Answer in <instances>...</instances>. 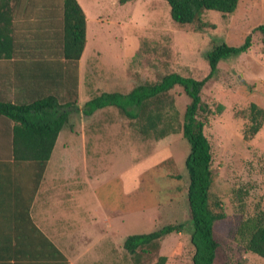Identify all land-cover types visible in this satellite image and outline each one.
<instances>
[{"label": "rangeland", "instance_id": "rangeland-1", "mask_svg": "<svg viewBox=\"0 0 264 264\" xmlns=\"http://www.w3.org/2000/svg\"><path fill=\"white\" fill-rule=\"evenodd\" d=\"M118 1L77 0L87 14L89 35L94 37L89 40L90 53L82 72V98L86 97V85L90 83L91 88H96L91 96H96L102 92L127 93L139 80L155 81L168 72L203 79L209 71L207 51L221 42L240 46L264 22V0H240L232 15L207 12L203 19L214 28L201 31L174 25L169 7L162 0H135L124 5ZM143 41L148 45L147 51L142 47ZM74 91L63 95L61 102L77 99ZM170 94L181 119L189 98L179 87ZM202 97L215 113L204 133L211 146V169L215 176L211 193L220 201L224 214L214 228L219 244L214 264H264V259L244 253L231 239L239 221L264 212V125L246 142L240 133L243 121L235 116L236 110L250 102L264 109V44L257 33L252 35V46L247 52L219 62L218 71L203 88ZM218 105L223 106L220 113H216ZM4 122L0 117V126ZM85 126L88 130L90 126L100 128L103 146L96 159L88 150L86 175L79 139ZM63 137H69L70 147L60 156V166L77 179L65 181L60 188L47 186L42 190L41 199L53 204L60 220L52 230L54 237L75 243L74 248L79 251H87L82 264H152L159 256L167 258L166 264H191L192 225L184 167L189 147L180 133L159 141L147 139L115 108H106L86 120L80 113L72 114ZM8 147V137L1 135L0 159L10 158ZM58 154L56 151L54 160H59ZM132 165L135 169L141 165L143 170L137 173L136 191L124 196L118 176ZM18 178L22 176L19 174ZM60 209H69L66 221ZM103 210L111 217L116 215L110 231L116 247L109 244L106 248L98 241L102 234L99 229H104L100 216ZM127 210L130 217L123 221L120 216H126ZM168 224L183 227L180 233L163 237L158 250L140 253L137 258L123 250L128 236L151 233ZM101 247L112 250L109 256H103Z\"/></svg>", "mask_w": 264, "mask_h": 264}, {"label": "trees", "instance_id": "trees-1", "mask_svg": "<svg viewBox=\"0 0 264 264\" xmlns=\"http://www.w3.org/2000/svg\"><path fill=\"white\" fill-rule=\"evenodd\" d=\"M135 0H119L120 5ZM169 7L171 21L181 29L196 31L214 25L205 21L207 12L232 15L240 0H162ZM257 33L264 44V22L256 26L240 46L221 42L205 53L208 74L200 80L176 72L161 75L155 81H142L127 93L103 92L85 102L81 109L78 98L61 102L57 94L41 97L28 104L0 101V116L13 123L11 129L10 158L0 159V264H22L23 260L39 264H68L64 255L36 228L30 215V201L39 185L56 139L69 121L70 115L80 113L91 117L99 110L115 108L118 114L130 121L135 130L154 141L180 133L189 151L184 167L188 176L186 202L190 213L192 231L190 245L193 249L191 264H214L218 242L214 237L215 224L224 219L220 201L212 196L215 176L211 169L212 153L204 133L212 111L203 100L205 85L215 77L220 61L237 57L252 46V35ZM25 38V39H24ZM23 40V41H22ZM34 43L38 55H33L32 65L39 64L40 77L58 69L60 85L77 95L78 61L86 44V16L77 0H0V63L21 62L26 56L19 49L22 43ZM144 50H148L145 41ZM30 57L31 55L28 54ZM16 60V61H14ZM182 89L189 98L181 119L170 91ZM65 94V95H66ZM223 106L218 105L216 113ZM48 111L47 114L41 112ZM243 121L240 133L244 141H251L263 128L264 109L247 103L235 111ZM31 168V182L26 189L19 179L20 167ZM178 179V177H176ZM7 226V227H6ZM182 225L168 224L147 234L128 236L123 250L137 258L159 248V241L172 232L180 233ZM232 241L243 252L264 259V212L258 211L242 219L232 231ZM167 258L159 256L152 264H166ZM33 264V263H30Z\"/></svg>", "mask_w": 264, "mask_h": 264}, {"label": "crops", "instance_id": "crops-1", "mask_svg": "<svg viewBox=\"0 0 264 264\" xmlns=\"http://www.w3.org/2000/svg\"><path fill=\"white\" fill-rule=\"evenodd\" d=\"M85 16H86V44L81 54V57L78 61V73H77V95H78L77 105L79 109L82 108L85 102L95 97L91 95L95 94L96 92V88H91L92 85L90 83L86 85L88 88V90L86 91V97L84 98L81 97L83 67L84 64L87 62L85 61L86 56L89 55L90 53L89 50L90 48H88L89 40H92L94 38L93 34L89 35L87 14H85ZM19 51L26 56L21 60V62L17 61L13 64L11 61H6L5 63H0V101L10 102L13 104H28L34 100H38L39 98L48 95L57 94L58 97L61 98L63 95L66 94V91L63 89L62 85H60L58 74L57 75L53 74L58 69L56 66L49 68L51 72L45 73L47 76L40 77V74H38V72H41V68L39 64L32 65L30 63L35 60V58H32V56L36 54L38 55L39 53L38 47H34L33 42H31L30 44L26 42L22 43V46L19 49ZM28 54H30L31 56L28 57L29 56ZM41 113L47 114L48 111ZM96 113H94L91 117H93ZM0 117L6 121L4 122L5 124L3 126H0V136L3 135L5 137H8V143H9L8 148L10 149L11 129L13 127V123L2 116ZM91 117H85V120L87 118L90 119ZM90 127L91 130H88V127L85 126V131H84V127L81 128V132L79 134L80 147L83 154V164H85V175L87 174L86 169L88 165V150H90L94 154L93 158L96 159L98 157L99 152L102 151L103 149L101 143L102 141L100 140L101 139L100 128H93L92 126ZM63 132L64 129L60 131L56 139L50 159L46 163L39 185L33 195L32 200L30 201L29 215L36 228L39 229L46 236V238L64 255L68 264H82L86 262L84 256L87 255L88 252L83 250L79 251L75 249L74 247L76 246V244L73 242L60 241L57 237H54L52 230H54V228L57 227V225L59 224L60 222L59 217L55 212V208L53 204L41 199L43 195L42 194L43 188H48L47 186L60 188L59 186L64 184L65 181L66 183H69V181L71 180L74 181V179L75 180L77 179L76 177L73 178L75 175L71 174L68 170L64 171L60 166V156L65 155L68 148L70 147L68 142L69 137L62 138ZM89 139H92L90 140L91 144L88 142ZM56 151L57 153L59 152L58 161L54 160V154ZM142 170L143 168L141 165L137 169H135L134 165H132V168L127 167L126 169H123L121 173H119L118 178L120 179L121 184L123 186L122 192L124 196H128L133 191H136V189L138 188L137 173ZM20 173L22 176L21 178L22 187L23 188L25 187L27 192L24 198L27 199L29 198L28 191L31 186V182L30 180H28V178H30L31 176V168L27 165H23L20 167ZM85 175H83V178L86 177ZM78 190H76L75 193ZM68 211L69 209L64 211L60 209V215L63 217L64 221H66L65 218L68 214ZM125 214L127 215L120 216L123 219V221L127 220V216L130 217L129 215L130 211L127 210ZM100 216H101L102 224H104L103 225L104 229H102V227L99 229V233L101 232L102 234L99 237L98 241L103 242L104 247L106 248L108 247L109 244L110 245L114 244L113 247H116L113 241L114 236L110 232L113 229L114 226L113 220L115 219L114 217L116 215L114 216L113 214L111 217V215L105 213L103 210L100 213ZM131 216L134 217V212H132ZM104 247H101L102 249L101 252L103 253V256H109L107 254L110 253V251L112 250L106 251L107 249H104ZM30 263L35 264V262H32V260L28 262L23 260L22 262V264H30ZM36 264H39V262L36 261Z\"/></svg>", "mask_w": 264, "mask_h": 264}]
</instances>
